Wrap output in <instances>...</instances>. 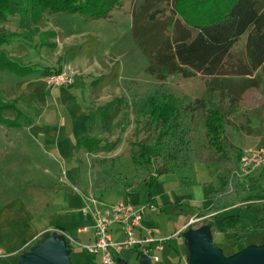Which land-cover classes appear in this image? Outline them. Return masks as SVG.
Wrapping results in <instances>:
<instances>
[{
  "label": "rangeland",
  "instance_id": "obj_1",
  "mask_svg": "<svg viewBox=\"0 0 264 264\" xmlns=\"http://www.w3.org/2000/svg\"><path fill=\"white\" fill-rule=\"evenodd\" d=\"M13 2L14 14L0 21V39L4 42L0 45V109L3 107V112L0 110V264H17L18 258L36 243H44L53 235L60 236L46 232L54 228L65 232L77 245L69 256L70 264L87 261L101 264L99 256L88 254L79 247L82 244L76 242L85 239L77 235L78 229L91 224L80 213L78 192L95 185L87 167L89 157L78 144L94 136L107 139L111 133L119 136L112 141H122L124 152L142 144L147 146L148 156L153 159L151 136L158 133L146 117L137 124L132 122L131 117H137L131 110L123 112L124 120L113 131L103 129V117L114 111L99 109L100 105L114 98L128 107V97L151 95L156 88L165 87L166 100L174 96L179 101L207 103V94L215 92L225 103L226 110L232 109L228 116L231 126L226 127L224 133L227 132L230 139L232 129L234 141L231 142L233 147L229 146L233 150L229 148L227 154L264 148L262 143L253 142L260 140V124L257 126L254 122L253 126H248L244 118L236 116L245 108L257 106L255 111L247 110L243 115L249 118L255 112L261 121L264 104H260V100L244 99L239 105L237 101L241 100L239 93L246 88L255 94L254 99L264 97V67L258 71L256 90L252 89V84L245 83L247 78L244 77L228 76L223 84L215 87L206 77L190 71H186L187 75L167 76L159 81L146 74L148 61L133 38L132 12L141 5L140 0H122L121 6L105 20L47 12L37 24L30 14L22 12L25 0ZM246 38L247 34L241 36L224 64L231 74L242 71L247 64ZM55 69L72 76L73 84L48 88L45 72ZM204 117V113L196 111L191 119L189 152L192 151L200 163L192 169L164 175L153 188L158 210L151 216L154 221L151 226L166 240L170 263L180 264L176 253L181 249L182 257L186 258L183 238L186 231L181 227L191 218L196 220L198 210L208 205L209 191L221 185V168L216 163L221 162L222 157L208 146ZM246 135L254 138L253 141H246ZM193 159L196 160L194 156ZM118 161V172L131 178L134 169L128 155ZM145 193L144 186L138 188L136 200L143 202ZM120 197V193H106L103 201L115 203ZM231 213L244 216L253 224L264 218L262 204L255 202ZM202 223V219L195 222L193 229L202 227ZM179 231L183 233L174 237ZM263 237L264 223L244 238L212 235L214 245L227 257L241 251L244 244L260 245ZM137 261L128 259L129 264H137Z\"/></svg>",
  "mask_w": 264,
  "mask_h": 264
},
{
  "label": "trees",
  "instance_id": "obj_2",
  "mask_svg": "<svg viewBox=\"0 0 264 264\" xmlns=\"http://www.w3.org/2000/svg\"><path fill=\"white\" fill-rule=\"evenodd\" d=\"M121 1L25 0L22 12L30 14L36 24L47 12L80 16L90 20H105L112 11L121 6ZM140 3L138 9L132 12V31L137 46L148 61L146 74L150 77L163 81L167 76L187 75L186 71L208 78L248 77L264 67V0H140ZM13 8V0H0V21L13 15ZM244 34H247L245 44L247 64L242 71L236 70L231 74L225 70L227 68L224 64L231 49ZM3 43V39H0V45ZM45 74L47 77L60 75L61 70L55 69ZM251 84L252 87L255 85ZM166 90L165 87H158L151 95L137 94L128 97L127 101L133 116L146 117L158 129L153 144L159 158L156 176L168 175L174 170L185 169L199 163L195 154L189 152L191 119L196 111H201L205 115V136L209 148H214L215 153L222 157V161L217 163L218 166L234 169L240 154L237 155L234 151L227 154V150L233 147L231 142L234 141V135L231 134L232 129L229 132L232 138L228 139L227 132L224 133L225 128L231 126L228 116L232 109L226 110L225 103L218 99L215 92L207 94L208 102L202 103L185 99L179 101L174 96L166 100ZM2 109L3 107L0 110ZM1 111L0 120L3 112ZM260 116V141L264 146V107ZM79 143L78 147L80 146L87 155L109 152L115 147L111 144L101 146L97 140L84 139ZM133 162L137 170L147 165L143 156L133 155ZM93 167L99 177L104 178V170L111 167V162L108 160L94 162ZM157 177L148 180L150 187L157 181ZM228 183L231 186L230 193ZM228 183L218 192L209 194L212 207L200 212L196 217L202 219L201 226H211L212 235L218 231L219 212L251 197L264 195V190L260 187L247 190L230 176ZM262 208L264 209V204ZM212 214L216 215L207 218ZM220 225L227 233L239 229L238 231L244 234H249L258 227V224L252 226L240 215L224 217ZM193 228L194 224L188 226L186 230ZM249 245L251 243L244 244L239 250Z\"/></svg>",
  "mask_w": 264,
  "mask_h": 264
},
{
  "label": "crops",
  "instance_id": "obj_3",
  "mask_svg": "<svg viewBox=\"0 0 264 264\" xmlns=\"http://www.w3.org/2000/svg\"><path fill=\"white\" fill-rule=\"evenodd\" d=\"M257 75H258V72H255L251 76L244 77V79L247 78L246 82H245L246 84L255 83V85L252 87L253 90H256L258 88L257 87V79H256ZM228 78L229 77H225V76L224 77H221V76L220 77H211V78L206 77V80L208 81L209 84L213 83V85H215V87H216L219 83L223 84ZM249 89H251V88L249 87ZM239 95L241 98L240 101L238 100L239 98H235V100H238L237 101L238 105L240 102H243L244 99L248 100L250 102H251V100L254 102H258L260 100L261 101L260 104H262V105L264 104V97L260 96L259 99H254V98H256V96H254L255 94L248 91L247 88L245 90L243 89V91H241L239 93ZM116 100L117 99L114 98L113 100L106 102L103 106L100 105L101 107L99 108V109L107 108L108 111H110V110L114 111L112 115L110 114V116L109 115L104 116L103 122L101 121V126L103 127V129L108 130L109 133H110V131H113L114 128L118 127L119 124H121V122L124 120L123 112L126 110H130L129 106L127 107L126 104L121 105V104L117 103ZM240 107H242V106H240ZM256 107L257 106L252 107V108L248 107V109L245 108V110L243 109L241 114L236 115V116L244 118V120H246L245 124L247 123L248 126H253L254 122H256L257 126H258L261 121L256 117L255 112L253 113L254 115L251 114V116H249V118L247 116L243 115V112H246L247 110H248V112L249 111H251V112L255 111ZM236 108H238V107H235V109ZM99 109L97 108V110H99ZM239 110L241 111V108ZM131 118H134V120H132V122H135L136 124L139 123V121H141L140 119H143V118H138V117L137 118L131 117ZM147 123H148V121H147ZM94 124H97V122L95 123V121H94ZM101 126H98V127L101 129ZM134 126H136V125H134ZM150 126L155 127L154 124H151V123H150ZM122 131H124V130H122ZM95 133L98 134L99 131H96ZM155 137H156V135L153 133L151 136L152 146L154 144ZM106 138L107 139H105V138L101 139L99 137L94 136V137H91V139H90V140L99 141L101 143V146H104L105 144H107V145L111 144V145H114L115 147H113V149L109 152H98V153H95L92 155H88L89 160H88V166L87 167L89 168V172L95 181V185H94V187L92 186V189L83 188V189H81L82 191L80 193L77 191L79 198L81 200V205H83L82 198H84L85 200H88V198L92 197V198H95L96 200H98L102 206H112V205H115L119 202H125V201H129L130 203H132L134 205L151 204L153 206H156L155 205V198L153 195V188L157 184V182L163 178V176H159V177L156 176V171L158 169V164H159L157 149H155L154 146L152 147L150 154L154 158L150 159L148 156L149 155L148 150H146V147H147L146 145H142V144L140 146L135 145V147H131V149L129 151L124 152L123 147H122V141H121V143H119L117 141H112L114 139L118 140V138H119L118 135L114 137L110 133V135L107 136ZM245 139H246V141L251 142V141H253L251 139H254V138H251V137L246 135ZM86 140H88V139H86ZM103 140H107V141L105 142ZM253 142H257V143L261 144V141L259 140V138L255 139V141H253ZM118 149H120V150H118ZM249 150H247V151H249ZM244 151H246V149H244L243 152ZM83 152L87 155V153L84 150H83ZM104 153H106V154H104ZM236 154L239 155V153H236ZM123 155H128V157L131 159V163H132L133 169H134V174L131 178L125 177V176L121 175L120 172H118V167L116 166V163H120V161H118V160ZM133 155L143 156L144 161L147 163L146 167L141 166V168L139 170H137L135 168V165L133 162ZM240 156H241V154H240ZM105 160H108L111 162V167L106 168L104 170V174H105L104 178H100L99 174H97V172L94 170L93 163L94 162H101V161H105ZM155 160H156L157 165H155ZM216 165L218 166L217 163H216ZM193 167H194V165H193ZM193 167H188V169H192ZM220 168L221 169H219V173H222L221 177H220V184L221 185L219 187L216 186L215 188H212L209 191V193L207 194V197H208L207 198L208 199L207 207H205L203 209L200 208L195 217H197L200 212H203L204 210H208L212 207V203L209 199V194H213V193L218 192L222 186H224L226 183H228V176L233 177L235 180L238 181V183H240L247 190H253L256 187H260L262 190H264V165L262 167H259L257 169L250 171V173L247 176L242 175V173L240 171L239 160L236 163V166L234 169H230L227 167H224V168L220 167ZM185 169H187V168H185ZM178 170H184V169H178ZM175 171H177V170H174L173 173H175ZM155 177H157L156 178L157 181L154 182L152 184V186L150 187L148 184V180L150 178H155ZM144 180H146V181H144ZM142 186H144V188L146 189L145 200L143 202H141V200H136V198H135L136 190ZM228 187H229L228 193H230L231 192V186L229 185V183H228ZM80 188H82V187L80 186ZM111 192H116L118 194L120 193L122 195V197H120L118 199V201L115 203H106L105 201H103V195H105L106 193H111ZM252 202L263 205L264 204V195L251 197V198L243 201L242 203H240L234 207H231V208H228L222 212H219L220 216H219L218 221H217V229L219 232L218 231L214 232V234H217L218 236H220V238L232 236V235H238L239 238H244V237L248 236L249 234L253 233L254 231L252 230L251 233L244 234V233H241L240 231H238L239 229H237L236 231H234L232 233H227L221 228V225H220L221 220L224 217L237 215V214L231 213V212H234L235 209H237L239 207H245L246 205L251 204ZM154 214L155 213H149V212H147L145 214V216L142 220V226L144 228L157 229L156 227L151 226V224L154 223V221L151 219V216ZM214 215H216V214L209 215V216H207V218H210L211 216H214ZM242 217H244V216H242ZM85 218L89 219L88 221H90L91 224L87 225L86 227H84L82 229H78V231L76 232L77 235L78 236H85V239H82V241H80L78 239L76 241V242H78L77 244L81 243L82 245H86V244L91 243L92 239H93L92 220L88 217H85ZM244 218L248 222H250L249 219H247L246 217H244ZM191 220H193V218L189 219L187 224ZM261 223H264V218L259 219L255 224L251 223V225L255 226L258 224V226H259V224H261ZM186 225H183L181 228L185 227ZM181 228L179 230H181ZM83 230H85V231H83ZM110 235H111V238L113 241H120L124 237L119 226H113L112 228H110ZM135 236H136V238H141V237H145V234L140 233V232H136ZM155 237L158 239H164L163 236H160L159 230H158V235H155ZM143 247H145L149 251V256H157L159 258V264H175V262L170 263V258H169L168 253H166L167 249L165 246H164L163 252H161V253H158L155 251V245L144 244ZM141 250H142L141 248H136L135 250L124 251L119 255H114V258L115 259L116 258L122 259L127 263H128V259H132L136 262L137 260H139ZM176 255L178 256L177 259L181 258L183 255V250L181 249L179 251V253H176ZM83 263L84 264H90L88 261L83 262Z\"/></svg>",
  "mask_w": 264,
  "mask_h": 264
},
{
  "label": "built area",
  "instance_id": "obj_4",
  "mask_svg": "<svg viewBox=\"0 0 264 264\" xmlns=\"http://www.w3.org/2000/svg\"><path fill=\"white\" fill-rule=\"evenodd\" d=\"M72 76H67L61 73L60 75H53L46 78V85L53 89L60 86L73 84ZM240 171L242 175L247 176L250 171L262 167L264 165V148L256 149L254 151L243 152L239 158ZM83 200V205L80 213L84 217L92 220L93 239L92 242L86 245L79 246L90 255L99 256L101 264H115L114 255H119L124 251L141 248L140 256L148 257L153 264H159L157 256H149V251L143 247L144 244L155 245V251L163 252L166 240L158 239V231L153 228H144L142 220L147 212L156 213L158 208L151 205H134L129 201L119 202L115 205L104 207L95 198H88ZM199 219L191 220L185 227L193 225ZM119 226L123 234V239L120 241H113L110 235V228ZM82 231V230H81ZM85 231V230H83ZM48 232H56L64 237L71 249L77 245L75 242L63 231L59 229H49ZM136 232L144 233L145 237L136 238ZM183 232H178L174 237H179ZM173 238V237H172ZM1 256V255H0ZM180 264H185V258L179 259Z\"/></svg>",
  "mask_w": 264,
  "mask_h": 264
},
{
  "label": "water",
  "instance_id": "obj_5",
  "mask_svg": "<svg viewBox=\"0 0 264 264\" xmlns=\"http://www.w3.org/2000/svg\"><path fill=\"white\" fill-rule=\"evenodd\" d=\"M186 258L185 264H264V237L260 245H249L227 257L213 243L211 226L188 229L183 234ZM72 252L63 236L53 235L44 243H36L18 258L17 264H70ZM115 264H128L116 258ZM137 264H153L146 256H141Z\"/></svg>",
  "mask_w": 264,
  "mask_h": 264
}]
</instances>
